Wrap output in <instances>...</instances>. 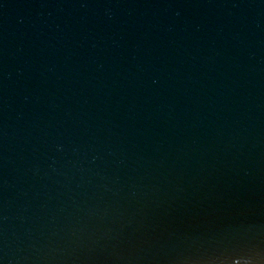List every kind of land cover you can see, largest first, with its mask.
<instances>
[{"label": "water", "instance_id": "1", "mask_svg": "<svg viewBox=\"0 0 264 264\" xmlns=\"http://www.w3.org/2000/svg\"><path fill=\"white\" fill-rule=\"evenodd\" d=\"M0 264H264V0H0Z\"/></svg>", "mask_w": 264, "mask_h": 264}]
</instances>
